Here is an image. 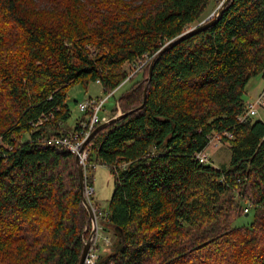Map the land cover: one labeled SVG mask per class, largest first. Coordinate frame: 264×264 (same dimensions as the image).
<instances>
[{
    "label": "trees",
    "instance_id": "obj_1",
    "mask_svg": "<svg viewBox=\"0 0 264 264\" xmlns=\"http://www.w3.org/2000/svg\"><path fill=\"white\" fill-rule=\"evenodd\" d=\"M224 1L0 0V264H80L92 220L77 155L50 140L89 129L90 112L64 127L73 86L114 97L144 71L112 113L134 112L86 146L87 187L97 165L114 178L106 209L91 198L115 236L97 264H264V121H239L264 76V0H230L148 80ZM214 136L227 168L197 159Z\"/></svg>",
    "mask_w": 264,
    "mask_h": 264
},
{
    "label": "rangeland",
    "instance_id": "obj_2",
    "mask_svg": "<svg viewBox=\"0 0 264 264\" xmlns=\"http://www.w3.org/2000/svg\"><path fill=\"white\" fill-rule=\"evenodd\" d=\"M39 5L41 7H45L44 4L41 2ZM219 6H216V5L211 6L207 12L206 17L202 20V22L208 19L209 17L216 15ZM149 58L150 56L148 57V59ZM125 68L128 72H131V73L134 72L133 66L128 65ZM146 74H147L146 71H144L143 73H139V75L136 77V79L133 82L127 83L121 90H119L116 93L114 97L110 98L109 101L105 104V107L103 111L101 112L100 116L107 115L108 118L111 119L117 116L119 113H122L121 108H118L119 109L118 113L115 115H113L114 113L112 112L117 108L119 99L126 92H128L138 80L144 79L146 77ZM263 91H264V76L261 74V75H258L252 78L249 84L247 85L246 93L244 96L246 105H248L249 103H254L256 99L263 93ZM106 97H107V94H106L104 87L97 82H90L87 86H85L84 84H77L73 86L68 92V105L70 107L72 116L70 120L66 123V125L64 126L66 130L72 131L76 122L84 117L85 113H82L79 109L80 104H82L83 102L87 101L90 98L98 99V98H106ZM253 119L254 121L255 120L264 121V108H260L258 111V115ZM206 154L213 166L218 167V168H227L230 166L232 151H231V145L229 142L225 143L221 140L218 144L216 143L211 144V146L207 149ZM83 168H84L85 176H86L87 175L86 171L89 169V167L86 166ZM93 175H94V188H93L94 193L90 197H87V198L90 203H91V198H92L95 200L94 203L96 205H99V207H101L102 209H106L109 205V201L114 192L113 175L111 174L110 169L104 165H97L95 170L93 171ZM87 188L89 190L91 189L87 187L86 185V189ZM89 190L86 191V194L91 192ZM94 211H95V208H94ZM96 218H97V215H96ZM92 231H93V224L90 229V235ZM97 234H100L99 236L100 247L98 246L100 255L105 252L104 250H107V249L111 250L114 247L115 236H114L113 230L109 228L105 230L103 227L98 225V222H97L95 236ZM107 239L110 242L109 245H107V243L105 242L107 241Z\"/></svg>",
    "mask_w": 264,
    "mask_h": 264
},
{
    "label": "built area",
    "instance_id": "obj_3",
    "mask_svg": "<svg viewBox=\"0 0 264 264\" xmlns=\"http://www.w3.org/2000/svg\"><path fill=\"white\" fill-rule=\"evenodd\" d=\"M146 64V63H145ZM143 66L137 67V70L141 69ZM136 70V71H137ZM135 71V72H136ZM135 72L132 73L131 76L135 74ZM97 83L100 84V81H97ZM112 97V94L107 95L106 98H98V99H93L90 98L87 101L83 102L82 104L79 105V109L82 113L90 112L91 113V118L89 119V129L85 134V137L83 138L82 141H78L77 137L75 136H64V137H58L50 140V143H55L58 145H61L65 147L66 149L70 150L72 153L79 155L80 156V163L83 167L87 166L88 162V151L86 148L83 150L81 153V150L83 148L84 142L86 139L90 136V134L94 131V129L98 126L101 125L104 122L108 121V117L100 116L101 112L103 111L105 104L109 101V99ZM260 108H264V91L263 93L256 99L254 103H249L246 107L245 112L240 116L239 121L240 122H245L246 120L250 118H255L258 115V111ZM48 120V117H45L43 121ZM110 120V119H109ZM226 136L229 139H233V136L230 134H226ZM222 140L221 136H214L210 137L208 146L206 147L205 150L197 154V159L200 161L202 164H211L210 160L207 157L206 151L207 149L211 146V144H218ZM89 190L88 188L86 191ZM89 191L90 193L86 194L87 197H90L93 193L94 190L91 188ZM96 212V210H95ZM100 214V212H99ZM99 236L100 234H97L91 242V249L85 259V264H97L100 259V253H99ZM107 245L110 244L109 240L105 241Z\"/></svg>",
    "mask_w": 264,
    "mask_h": 264
},
{
    "label": "water",
    "instance_id": "obj_4",
    "mask_svg": "<svg viewBox=\"0 0 264 264\" xmlns=\"http://www.w3.org/2000/svg\"><path fill=\"white\" fill-rule=\"evenodd\" d=\"M230 0H225L224 2H222L218 8L217 14L213 15L211 17H209L208 19H206L205 21L201 22L200 24H198L197 26L193 27L192 29L188 30L187 32H185L184 34L180 35L178 38L170 41L167 45H165V47L158 52V54L156 55V57L154 58V60L151 63V66L149 68V76H148V80L150 81L152 79L153 76V71L155 68V65L157 64V62L161 59V57L163 56V54L169 50H171L172 48H174L175 46H177L179 43L183 42L184 40H186L189 37H192L194 35L199 34L202 31L207 30L209 27L215 25L216 23L219 22L224 9L226 8L227 4L229 3ZM147 89H145L144 92V98L146 99L147 97ZM143 107V106H142ZM134 111L128 112V113H119L117 116H115L114 118H111L110 120H108L107 122L102 123L101 125H99L95 131H93L90 136L86 139V141L84 142L83 148L81 150V153L83 152V150L86 148V146L91 142V140L95 137V135L97 134L98 131L113 125L123 119H125L128 115L132 114ZM77 163H78V167H79V174H80V181H81V197H82V202L85 205V207L87 208L90 216H91V220H92V224H93V231L89 237V239L86 241L85 243V247L83 250V254L81 257V262L80 264H85V259L91 249V242L93 237L95 236L96 233V225H97V218H96V214L94 211V208L92 207L91 203L89 202L87 196H86V176H85V171L83 166L80 163V156L77 155Z\"/></svg>",
    "mask_w": 264,
    "mask_h": 264
},
{
    "label": "crops",
    "instance_id": "obj_5",
    "mask_svg": "<svg viewBox=\"0 0 264 264\" xmlns=\"http://www.w3.org/2000/svg\"><path fill=\"white\" fill-rule=\"evenodd\" d=\"M106 117H108L107 115H105Z\"/></svg>",
    "mask_w": 264,
    "mask_h": 264
},
{
    "label": "bare ground",
    "instance_id": "obj_6",
    "mask_svg": "<svg viewBox=\"0 0 264 264\" xmlns=\"http://www.w3.org/2000/svg\"><path fill=\"white\" fill-rule=\"evenodd\" d=\"M97 214V213H96Z\"/></svg>",
    "mask_w": 264,
    "mask_h": 264
}]
</instances>
